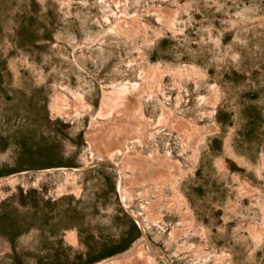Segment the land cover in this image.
I'll use <instances>...</instances> for the list:
<instances>
[{"label": "rangeland", "instance_id": "obj_1", "mask_svg": "<svg viewBox=\"0 0 264 264\" xmlns=\"http://www.w3.org/2000/svg\"><path fill=\"white\" fill-rule=\"evenodd\" d=\"M0 125V264H264V0H0Z\"/></svg>", "mask_w": 264, "mask_h": 264}, {"label": "bare ground", "instance_id": "obj_2", "mask_svg": "<svg viewBox=\"0 0 264 264\" xmlns=\"http://www.w3.org/2000/svg\"><path fill=\"white\" fill-rule=\"evenodd\" d=\"M72 98L73 100H75L74 102H70V100L66 96H63L62 99L60 100L57 99L60 101V104L58 101L57 106L53 107L52 109V114L54 112L59 115L63 113L65 114L66 117L80 115L81 112H80L79 107L84 104V101L82 97L78 95H76V98L75 96ZM102 103H101L99 114H101L103 109L105 110V113L108 111L110 112L108 107L106 109L104 101ZM128 103H129V99L126 97V95H121L118 101L116 102V105L114 106L115 116L112 119H109L108 122H105L104 124L102 123V126L94 127L85 136V139H86V143L94 150L93 156L97 157L98 163L101 164V163L107 162V164L115 165L111 160L115 154L119 155L121 153L124 156V165H125L124 167L125 168L130 169V170L137 169L140 173L142 172V174L146 175L147 169H144L143 167H139L140 169L134 168L135 164H133L134 161L132 160L125 162V157L128 155L127 153H129L127 151L128 149L127 144L128 142L132 143L133 138H134L133 127H132V124H130V120H129V118L131 117V114L133 113V108ZM74 113H76V115ZM107 114L106 116H108ZM145 129H147V126L145 127ZM139 158L140 160H142L140 156ZM85 159H88V158L85 157ZM89 162L91 163V161L88 159V164H90ZM126 164L128 165L126 166ZM142 165H144L147 168V164L145 160L142 161ZM169 167L170 169L176 168V166L172 163H169ZM65 171H66L65 173L67 174H73L74 172H80V170H76V169H65ZM129 178L130 176L122 177L121 179L124 182V181H127ZM7 181L10 183H13L15 182V177L13 176L9 177L6 179V182ZM3 182H5V180ZM136 220L139 221L137 217H136ZM142 235H143V238H142L141 243L136 244L134 248L137 249L141 247L140 244L142 245L145 244V246H147L146 255H144V258H143L144 260L140 258L141 256H139L138 253H137L138 255L135 254L132 249V251H130V253H128L127 255L113 258L103 264H150L151 260L156 258L157 253L153 250L152 246L147 242L145 235L144 234ZM164 261L166 264H169L166 260Z\"/></svg>", "mask_w": 264, "mask_h": 264}, {"label": "flooded vegetation", "instance_id": "obj_3", "mask_svg": "<svg viewBox=\"0 0 264 264\" xmlns=\"http://www.w3.org/2000/svg\"><path fill=\"white\" fill-rule=\"evenodd\" d=\"M5 113H6V112H5ZM13 113H14V112H13ZM27 113H31V112L28 111ZM9 114H10V115H6V114H5L3 117H8L9 119H11V118H14V117L16 116L15 114H12L11 112H9ZM7 129H8V128H7L6 126L3 127L2 125H0V131H1L0 133H3V131H4L3 135H5V136H6V133H7V132H9L8 135L11 134V131H7ZM8 135L4 138V140H6V139H7V141H8V139L10 140V138L8 137ZM0 141H1V138H0ZM7 141H6V142H7ZM1 145H2V144H1V142H0V146H1Z\"/></svg>", "mask_w": 264, "mask_h": 264}]
</instances>
